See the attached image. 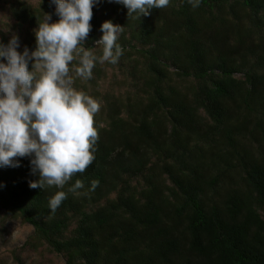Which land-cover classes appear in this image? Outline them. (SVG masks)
<instances>
[{"label":"trees","instance_id":"trees-1","mask_svg":"<svg viewBox=\"0 0 264 264\" xmlns=\"http://www.w3.org/2000/svg\"><path fill=\"white\" fill-rule=\"evenodd\" d=\"M9 11L18 51L35 49L45 13L59 19L52 0ZM92 11L83 46L97 57L102 22L123 27L118 63L98 59L90 80L78 56L70 65L73 87L100 104L95 159L62 189L30 188L27 157L0 168V221L30 224L27 243L66 264H264V0H170L139 17L100 0ZM108 68L122 77L103 91ZM57 191L67 199L53 214Z\"/></svg>","mask_w":264,"mask_h":264},{"label":"clouds","instance_id":"clouds-1","mask_svg":"<svg viewBox=\"0 0 264 264\" xmlns=\"http://www.w3.org/2000/svg\"><path fill=\"white\" fill-rule=\"evenodd\" d=\"M99 2L52 0L59 19L52 22V16L45 13L34 30L36 47L31 51L27 47L18 51L20 41L16 35L7 44L0 41V168L18 167V158H29L32 174L37 176L29 182L32 189L42 190L45 185L62 189L95 159L98 132L93 117L100 104L73 87L70 65L78 56L79 66L74 71L78 77L90 80L98 59L116 64L123 55L117 42L123 27L110 20L102 22V35L96 41L103 45L101 57L83 46L92 27V9ZM109 2L123 5L128 17H139L167 7L170 0ZM200 2L188 0L192 7ZM98 186L99 181H91L89 191ZM84 188L83 181L77 179L69 191L78 193ZM65 199L64 191L51 196L50 212L54 214Z\"/></svg>","mask_w":264,"mask_h":264},{"label":"rangeland","instance_id":"rangeland-1","mask_svg":"<svg viewBox=\"0 0 264 264\" xmlns=\"http://www.w3.org/2000/svg\"><path fill=\"white\" fill-rule=\"evenodd\" d=\"M9 1H0V41L8 40L16 35L20 41L23 31L19 30L16 21L9 11ZM36 5L38 0H26ZM96 44V43H95ZM96 46H103L96 44ZM117 69H107V77L100 83L103 91L116 86V81L121 79ZM33 234V227L21 219L0 221V264H66L62 255L50 252L45 246L31 247L28 240Z\"/></svg>","mask_w":264,"mask_h":264}]
</instances>
